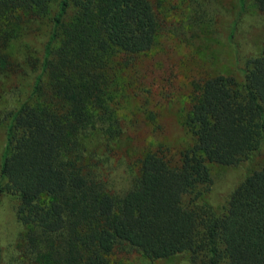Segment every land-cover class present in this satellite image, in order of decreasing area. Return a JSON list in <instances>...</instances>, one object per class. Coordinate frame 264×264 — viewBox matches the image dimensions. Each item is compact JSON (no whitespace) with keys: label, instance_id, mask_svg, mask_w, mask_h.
<instances>
[{"label":"trees","instance_id":"1","mask_svg":"<svg viewBox=\"0 0 264 264\" xmlns=\"http://www.w3.org/2000/svg\"><path fill=\"white\" fill-rule=\"evenodd\" d=\"M162 1L0 0V74L10 70V42L54 5L42 57L31 58L40 67L31 91L5 113L0 155V193L17 198L22 251L38 264H112V255L132 252L149 261L185 254L188 264H264V160L218 209L203 198L213 181L207 163L234 166L264 148V29L239 64L237 18L229 22L239 81L220 72L193 77L188 146L139 148L119 190L101 172L125 145L122 87L131 81L121 76L160 36ZM200 2L191 21L198 30L215 22ZM251 3L264 14V0Z\"/></svg>","mask_w":264,"mask_h":264},{"label":"rangeland","instance_id":"2","mask_svg":"<svg viewBox=\"0 0 264 264\" xmlns=\"http://www.w3.org/2000/svg\"><path fill=\"white\" fill-rule=\"evenodd\" d=\"M195 1L202 3L200 0L162 1L164 7L159 10V15L163 30L160 36L149 51L139 54L134 64L122 73L121 79L131 81L129 86L122 87L126 104L121 103L123 138L120 137L118 142L123 141L125 145L113 155L117 160L108 161L110 165L105 164L101 170L114 190L128 184L136 168L133 159L139 148H153L162 143L170 152L176 153L191 143L192 137L183 121L193 77L220 72L230 74L238 81L241 79L232 44L226 38L232 19L237 18L233 42L238 48L239 64L259 47L264 14L251 0H243L241 7L238 0H207L212 7L208 11L215 17V22L201 24L202 30L191 23L200 11ZM53 12L52 3L32 26L28 24L21 30L20 36L6 49L10 70L0 74V155L7 114L28 96L34 77L40 71L39 66L34 67L31 58L42 57L51 29L49 17ZM69 15L64 18L69 19ZM142 101H146L145 109L140 105ZM86 142L90 147L96 145L97 154L103 155V147L95 137L87 138ZM263 160L264 148L252 161H241L234 166L207 163L213 181L203 198L218 209L230 188L244 174L258 168ZM16 204L14 195L0 193V264H38L24 256L22 251L25 228L15 218ZM111 261L112 264L114 261L117 264H188L185 254L149 261L132 252L123 256L112 255Z\"/></svg>","mask_w":264,"mask_h":264}]
</instances>
